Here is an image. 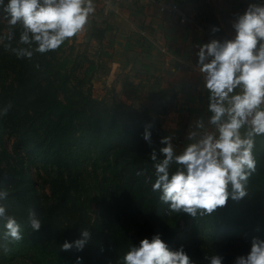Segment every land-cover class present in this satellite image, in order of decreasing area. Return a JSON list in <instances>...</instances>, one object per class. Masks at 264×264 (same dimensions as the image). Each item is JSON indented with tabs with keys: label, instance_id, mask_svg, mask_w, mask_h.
I'll return each instance as SVG.
<instances>
[{
	"label": "trees",
	"instance_id": "16d2710c",
	"mask_svg": "<svg viewBox=\"0 0 264 264\" xmlns=\"http://www.w3.org/2000/svg\"><path fill=\"white\" fill-rule=\"evenodd\" d=\"M106 29L94 26L99 40ZM22 31L0 19V107L10 105L0 117V188L22 226V239L0 250V264H122L131 245L154 234L171 249L183 245L194 264H208L204 257L213 254L232 264L252 238L264 240V134L254 138L256 171L246 197L195 218L171 212L151 188L150 154L159 155L166 136L159 119L130 103L108 104L78 85L82 63L67 66L60 57L65 43L17 58L12 49L26 47L19 43ZM82 66L96 68L91 60ZM149 125L151 144L142 138ZM92 204L94 217L88 214ZM29 208L40 216L39 231L26 224ZM81 229L92 234L84 250L61 251Z\"/></svg>",
	"mask_w": 264,
	"mask_h": 264
},
{
	"label": "clouds",
	"instance_id": "9594fccd",
	"mask_svg": "<svg viewBox=\"0 0 264 264\" xmlns=\"http://www.w3.org/2000/svg\"><path fill=\"white\" fill-rule=\"evenodd\" d=\"M93 0H0V19L10 29L17 24L23 31L13 48L17 58H31L60 47L82 31ZM231 34L216 37L220 28L213 26L214 38L195 45V71L207 93V118H198L187 133V143L177 154L172 136H164V145L150 154L155 162V180L151 188L169 211L210 215L229 199L239 201L248 195L249 178L256 171L254 138L264 134V0L249 3L230 24ZM11 39V36L9 37ZM9 106L0 107V117ZM150 125L142 138L151 144ZM162 157V158H161ZM172 165L176 166L171 172ZM137 172V175H140ZM8 192L0 188V250L22 239V226L9 214ZM26 224L32 232L42 222L37 210L29 208ZM89 229L79 230V237L60 245L61 251L81 252L89 244ZM81 258L78 256L77 261ZM208 264H224V257L205 256ZM122 264H194L183 245L171 249L159 234L131 245L122 256ZM232 264H264V240L252 238L245 254Z\"/></svg>",
	"mask_w": 264,
	"mask_h": 264
},
{
	"label": "crops",
	"instance_id": "0c3cea01",
	"mask_svg": "<svg viewBox=\"0 0 264 264\" xmlns=\"http://www.w3.org/2000/svg\"><path fill=\"white\" fill-rule=\"evenodd\" d=\"M99 1L101 2V0ZM104 1L106 0H102L103 5H100L97 15L101 18L100 20H104L105 25L103 27L108 25L104 34L116 35H114L116 40L112 46L118 44L124 48L143 50V44H140L139 39H144L149 42L147 49L153 52L155 50L161 55H158L162 59L161 61L153 53L152 59L154 60H148L150 59L147 56L149 54L142 53L141 64L146 67V65L154 63L152 73L156 74L157 77L159 76L158 79L156 78V87H150V90L157 91L167 100L175 98L173 109L168 111V115H171L168 119L172 118L175 129L179 124L177 128L180 133L179 137L180 139L182 137V142H184L188 128H191L195 120L201 117L206 119L208 115L206 112L207 93L203 90L202 80L195 71V52L197 51L195 45L206 43L214 37L210 28L201 26L197 21L196 0H174L186 9L193 19V22L187 24H180L176 16L159 13L157 10L159 0H110V6H105ZM245 1L260 2V0ZM93 22L96 25L99 21ZM93 22L91 26H93ZM114 22L116 25L120 23L127 25L131 32L129 30L122 31V28L119 25L116 27ZM111 23L112 28L109 29ZM85 26L86 28H83L80 34V36L82 35L80 40H83L86 32L92 31L91 28H87L88 25ZM198 26L202 27L203 30L198 29ZM220 32L224 37H227L231 34V28L230 26H223L220 28ZM123 36L127 37L122 39ZM215 38H219L217 34ZM103 41L104 39L101 43ZM161 46L167 48L166 53L160 51ZM108 47H104V49ZM112 60V64L120 65L121 63V60L114 58ZM181 73L184 75L183 81L178 79ZM164 81L168 83V87H164Z\"/></svg>",
	"mask_w": 264,
	"mask_h": 264
},
{
	"label": "rangeland",
	"instance_id": "374dc122",
	"mask_svg": "<svg viewBox=\"0 0 264 264\" xmlns=\"http://www.w3.org/2000/svg\"><path fill=\"white\" fill-rule=\"evenodd\" d=\"M93 2L95 11L90 14L86 24L88 25L87 28H91L92 31L86 32L83 40H80L82 38V35L80 36L82 31L66 39L64 41V51L60 54V57L66 58L65 62L69 68L75 65L76 62L82 63L83 65L88 60L94 61L96 68L92 72L83 71L82 65L77 68L78 70L76 69L78 71L76 78H74L76 83L82 85L85 90L89 89L94 97L103 99L108 104L130 103L132 106L141 110H147L150 115L159 119L161 126L165 129L166 136L173 137L172 143L175 146L176 152L179 154L186 145L187 140L185 139L182 142L183 138L181 137L180 139V133L177 129L179 124L175 129L172 118L168 119L171 117V115H168V111L173 109L175 98L162 100L157 91L150 90V87H156L155 82L159 76L157 77L156 74L152 73L154 63L148 64L146 67L141 64L143 58L141 56L142 53L149 54L147 55L150 57V59L147 58L148 60H154L152 59V53L157 57L161 55L155 50L153 52L147 49L149 42L144 39H139L140 44H143V50L124 48L118 44L117 46H112L116 40V35L114 34V36L111 33L104 35V41L101 43L97 33L94 32L95 22L93 21L98 20V24H101L102 27L105 25L104 20H100L101 18L97 15V11L100 10L99 7L103 5V2L102 0L101 2L99 0H93ZM249 3L252 2L245 0H196L195 8L198 11L197 21L201 26L210 29L213 26L218 28L230 26L231 20L237 14L242 13ZM95 15L97 16L94 17ZM92 22L94 23L93 26H91ZM114 25L116 27L119 25L122 31L129 30L131 32L127 25L121 23L116 25L115 22ZM111 28L112 23L109 25V29ZM125 37L127 36L121 38L123 39ZM107 46L109 47L107 49L105 48V50L104 47ZM112 58L121 60L120 65L112 64ZM157 59L159 61L162 60L159 57ZM163 84L164 87H168L166 81ZM188 129L190 130V128ZM96 209L95 205L92 204L91 208L88 209V214L94 217L97 211Z\"/></svg>",
	"mask_w": 264,
	"mask_h": 264
},
{
	"label": "built area",
	"instance_id": "2783aa9c",
	"mask_svg": "<svg viewBox=\"0 0 264 264\" xmlns=\"http://www.w3.org/2000/svg\"><path fill=\"white\" fill-rule=\"evenodd\" d=\"M105 6H110V0L104 1ZM157 10L159 13L176 16L180 24H187L193 22V19L189 16L186 9H184L178 2L174 0H159L157 2ZM198 29L203 30L198 26ZM160 51L166 53L167 48L165 46L160 47ZM180 68V67H179Z\"/></svg>",
	"mask_w": 264,
	"mask_h": 264
}]
</instances>
